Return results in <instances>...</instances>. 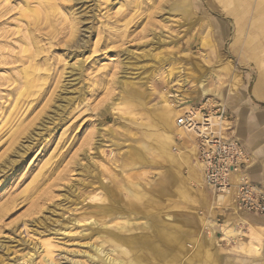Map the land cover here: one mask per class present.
Wrapping results in <instances>:
<instances>
[{
    "label": "rangeland",
    "instance_id": "1",
    "mask_svg": "<svg viewBox=\"0 0 264 264\" xmlns=\"http://www.w3.org/2000/svg\"><path fill=\"white\" fill-rule=\"evenodd\" d=\"M2 5L13 7L10 14L20 22L10 17L0 25L13 42L0 40V264H102V257L81 253L91 250L84 243L98 242V231L115 232L89 224L107 221L100 212L112 204L134 217L140 214L132 210L147 209L157 224L178 222L184 251L173 264H257L233 239L227 242L224 224L220 241L207 243L202 212L214 206L212 195L196 185L202 181L197 155L175 152L164 135L158 107L161 92L183 95L184 76L185 93L197 95V82L206 79L215 92L207 104L223 101L228 83L236 90L243 79L250 91L259 74L264 77V1L0 0ZM31 19L37 21L30 27ZM27 26L35 40L27 39ZM204 100L198 95L191 105ZM232 119L226 124L233 131ZM173 159L181 166L170 170L177 165ZM209 213L210 221L222 218L220 210ZM112 217L108 225L121 222ZM243 217L264 233L258 216ZM238 229L239 238L250 239L252 230ZM254 232L258 246L261 235ZM47 241L51 252L43 258Z\"/></svg>",
    "mask_w": 264,
    "mask_h": 264
},
{
    "label": "bare ground",
    "instance_id": "2",
    "mask_svg": "<svg viewBox=\"0 0 264 264\" xmlns=\"http://www.w3.org/2000/svg\"><path fill=\"white\" fill-rule=\"evenodd\" d=\"M262 1L259 0V3L261 4ZM262 8L264 10V6H262ZM25 9H27L28 12L33 10L31 7L28 6ZM12 10H14V8L11 6L8 5L0 6V25H4L13 19L20 22V19L18 17L16 16L12 17V14H10ZM10 17L11 19L8 21ZM28 21L30 23L29 26L31 27V23L35 25L36 24L35 21H37V19L33 21L31 19ZM71 22L75 26V24L78 22V18L76 16H73ZM73 25L72 27H74ZM27 29H28L27 32L29 33L27 39L35 40L28 26ZM72 31L73 32L76 31L75 28H73ZM8 33H10L8 30H4V31L2 30V32H0V40L3 43L5 42L6 44L10 45L13 44V42ZM30 58H34V57H30ZM31 69L33 70V68ZM209 76H211L215 80L218 79V76L213 72H210ZM257 79L258 80L254 83L253 91L256 96H261L264 93V77L261 74H259ZM205 80L206 79L203 78L202 80H199L200 82H197L196 88L199 89V94H198L199 96H204V98L207 99V101H211L213 100V98L209 95L213 93L215 94V92H212L208 87L205 86ZM179 82H180L179 90L183 92V95L178 96L175 94L169 96V95H165L163 92L160 93L161 104L158 107V111L160 113L159 122L161 125V129L163 130L166 138H168L170 142L174 143L175 152L181 154L184 153L185 151H189L190 154L195 155L196 154L195 137L191 131H188L185 128L177 125V118L180 114L193 112L194 107L191 105V103L192 101L198 98V95L191 94L188 92L185 93L186 90L185 84L189 82L188 77L184 76L179 80ZM196 117H200V115L196 114ZM176 138L178 140H181L180 144L176 142L175 140ZM182 147H184V150H182ZM179 161L182 163V160L180 158ZM179 161L175 162V160L173 159L172 163L175 162L177 165L175 166V168H170V170H174L177 167H180L181 164H179L180 163ZM197 164L199 168H202L198 161ZM192 176L194 178L197 177L198 175L194 171L192 172ZM175 178L178 187L179 184H181L180 187L181 190L184 181L181 179L179 173L175 176ZM238 178L239 175L237 174L236 178L234 179L237 180ZM196 185L203 189V185H204L203 179L202 181L196 182ZM230 197H231L230 192L226 194L225 193L220 194L215 199L214 204L218 208L223 206L225 207L227 206L228 202L230 203L229 201L231 200ZM100 211H96V212H100ZM137 211H139L140 215L138 217H134L130 215L131 211L125 210L123 208L121 209L120 207H116L114 204L108 207H104L102 212H100V214L105 215V217H108L107 221L100 222L94 218L92 222H90L89 224L103 229H107V227H113L115 229V232H111L109 230L100 231V232L98 231L96 235V240H98V242L84 243L92 251L91 250L83 251L81 254L86 257L88 256L91 259H95L100 256L103 258L102 264H173L176 263V261H178L179 263V261H181V257H180L181 253L182 251H184V242L181 239L180 225L178 224V222L174 221V224H172V226L171 225L169 226L165 220L162 223L157 224L151 220L150 217L151 212H148L147 209L141 210L143 211L142 213L138 208L136 210H132V212H137ZM114 215L118 216V218H121L120 219L121 222L114 223L113 225H108V221L111 220V218H113L112 216ZM165 216L166 215H164V217ZM74 220H75L74 222L77 223L80 222V220L78 219H74ZM88 220L89 217L87 219H84V222H87ZM247 222L248 221L241 218V216L235 217V219H228L227 221H224L223 227H225L226 229L224 232L225 239L227 240V242L233 239L234 245H236L237 249L243 248L247 253H254L257 256L259 255L262 256L261 255L262 245L260 241H258L260 243L258 246L253 245L255 243L254 241H257L256 239L257 237L254 234L255 232L251 233L252 235L250 236V239L247 241H244L243 239L239 238L241 231L238 229V226L239 225L248 226ZM206 223H207V227L205 231H207V233H205L204 237L207 240V243L209 242L211 244H217L220 241V239L217 238L214 233L215 228L213 225H215V223L213 221L207 222V220ZM68 227H69L68 224L63 225L62 227L63 232L68 231L67 230ZM168 228H173L174 230V234H172L173 236L170 233H168ZM128 232H133V233H128ZM104 243H110L114 246V248L105 250L104 248H102V244ZM50 246H51V242L49 241L43 243V247L46 253L43 256V258H47L48 255L50 254L51 252ZM261 259H262V263L264 264V256H262ZM73 264H81V263L74 262Z\"/></svg>",
    "mask_w": 264,
    "mask_h": 264
},
{
    "label": "built area",
    "instance_id": "3",
    "mask_svg": "<svg viewBox=\"0 0 264 264\" xmlns=\"http://www.w3.org/2000/svg\"><path fill=\"white\" fill-rule=\"evenodd\" d=\"M196 114L200 117H196ZM227 122L224 100H216L212 105L207 104L205 99L194 107L193 112L180 114L177 118V125L191 131L195 137L197 161L202 167L204 186L212 195L211 202L220 194L231 193L227 206L218 208L214 204L209 206L207 214L202 212L206 220L210 221L209 212L220 210L222 218L220 214L212 218L215 222V235H220L219 239L223 236L220 225L224 222L225 214L231 218L264 216V187L251 181L248 174L251 162L249 155L234 137ZM237 174L239 178L236 180L234 178Z\"/></svg>",
    "mask_w": 264,
    "mask_h": 264
},
{
    "label": "crops",
    "instance_id": "4",
    "mask_svg": "<svg viewBox=\"0 0 264 264\" xmlns=\"http://www.w3.org/2000/svg\"><path fill=\"white\" fill-rule=\"evenodd\" d=\"M254 83L250 91L248 90V82L243 79L236 90L231 89L230 83H228V94L223 100L226 103L228 116L233 118L234 130L232 133L234 132V137L241 143L251 160L248 168L249 177L252 182L264 187V93L261 96H256L253 91ZM177 141H179L178 143L181 142V140ZM247 216L252 218L250 215ZM241 218L247 220L243 216ZM259 218L257 221L264 226V216H259ZM229 219H235V217H229ZM247 223V229L249 228L250 231L253 229V232L256 231L261 235V255L264 256L263 231L249 221ZM242 253L252 255L255 258L254 263L263 264L262 256H257L254 253Z\"/></svg>",
    "mask_w": 264,
    "mask_h": 264
}]
</instances>
